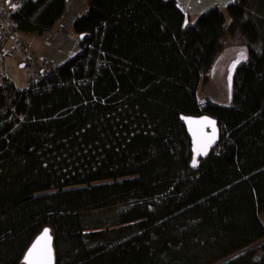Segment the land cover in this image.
Masks as SVG:
<instances>
[{
  "label": "trees",
  "instance_id": "16d2710c",
  "mask_svg": "<svg viewBox=\"0 0 264 264\" xmlns=\"http://www.w3.org/2000/svg\"><path fill=\"white\" fill-rule=\"evenodd\" d=\"M67 2L30 0L21 30L52 27ZM75 34L65 75L83 76L91 43L104 65L34 97L0 142V264H24L46 228L55 264H264V0L193 24L175 0H88ZM229 38L246 58L221 106L202 90ZM202 116L220 142L196 159L182 118Z\"/></svg>",
  "mask_w": 264,
  "mask_h": 264
},
{
  "label": "built area",
  "instance_id": "2783aa9c",
  "mask_svg": "<svg viewBox=\"0 0 264 264\" xmlns=\"http://www.w3.org/2000/svg\"><path fill=\"white\" fill-rule=\"evenodd\" d=\"M88 0H68L66 7L55 24L43 32L23 31L17 20L18 14L30 0H0V142L14 134L28 119L25 107H29L36 96L52 92L56 88L78 86L89 81L88 74H96L104 65L99 57L102 51L94 44L88 45V53L79 61L83 76H66L62 66L55 65L46 57L37 55L29 37L42 40L51 46L58 38L75 39V24ZM79 40V37H78ZM94 64L92 61L95 54ZM24 71L25 86L19 88L8 71L6 61ZM71 69L72 73H75Z\"/></svg>",
  "mask_w": 264,
  "mask_h": 264
},
{
  "label": "rangeland",
  "instance_id": "374dc122",
  "mask_svg": "<svg viewBox=\"0 0 264 264\" xmlns=\"http://www.w3.org/2000/svg\"><path fill=\"white\" fill-rule=\"evenodd\" d=\"M208 1L209 0H193L190 2L188 0H178V3L189 16L190 23L193 24L200 16L194 14L196 6H198L199 3H207ZM191 4H193V7H191ZM58 40L59 38L57 41H54L51 46H48L40 39L34 37H29L27 39L37 55L46 57L55 65L63 66L71 59V56L79 53V40L78 37H76V40L68 39L64 42ZM224 44V50L215 60L209 73V82L205 90H202V93L211 98L218 105L229 106L231 104L232 81L229 82L228 77L231 76L232 64L237 60L240 62L242 61L240 53L243 52L245 54V49L237 46L236 41L231 38L226 39ZM6 64L8 65V71L11 74L12 79L16 81L19 88H23L25 86L24 71L14 67V65H12L13 63L9 60L6 61ZM238 64H236V66ZM105 212V214H103L104 212L101 213L103 214L104 222L108 223L111 219L110 216L112 213H109L110 211ZM107 217H109V220L106 219ZM259 217L264 222V212H262ZM259 248L260 242L251 246L248 250L249 254H251L253 258L258 257Z\"/></svg>",
  "mask_w": 264,
  "mask_h": 264
},
{
  "label": "snow or ice",
  "instance_id": "6c2138e0",
  "mask_svg": "<svg viewBox=\"0 0 264 264\" xmlns=\"http://www.w3.org/2000/svg\"><path fill=\"white\" fill-rule=\"evenodd\" d=\"M240 58H246L244 53H240ZM240 61L237 60L232 64V69L234 70L236 64ZM229 82L231 81V76L228 77ZM190 131H192L194 141L197 143L196 153L207 154L208 146L214 141L216 135L215 121L208 120L205 118L202 121L187 120ZM199 125L198 129L192 128V125ZM210 126L212 128V135L208 136L204 132V127ZM196 166V161H193V167ZM53 249H52V237L50 235L49 229H44L43 234L33 243L30 249H28L26 256L24 257L25 264H53Z\"/></svg>",
  "mask_w": 264,
  "mask_h": 264
},
{
  "label": "water",
  "instance_id": "95a60500",
  "mask_svg": "<svg viewBox=\"0 0 264 264\" xmlns=\"http://www.w3.org/2000/svg\"><path fill=\"white\" fill-rule=\"evenodd\" d=\"M80 40H83V37H80ZM205 118H207L208 120H212V121H215V129H216V135H215V139L214 141L208 146L207 148V154L204 155V154H200V155H197L196 153V148H197V143L194 141V137H193V134H192V131H190L189 129V125L187 123V120H194V121H202L204 120ZM182 123L183 125L185 126L186 130H187V133H188V136L189 138L191 139V142H192V148H193V151L195 152V158L198 159V158H203V159H206L210 156L212 150L214 148H216L220 142V130H219V127H218V123L215 119L209 117V116H202V117H183L182 118ZM200 126L199 125H192V128L194 129H198ZM204 132L208 134V136H211L212 135V128L210 126H205L204 127ZM48 229V228H46ZM50 230V229H49ZM44 231V230H43ZM43 234V232L33 241V243H35V241ZM50 235L52 237V249H53V264H55V251H54V245H53V236L51 234V231H50ZM33 243L31 244V246L33 245ZM31 246L29 247V249L31 248ZM28 251V250H27ZM27 252L25 253V256H26ZM24 256V257H25ZM23 263L25 264V260L23 258Z\"/></svg>",
  "mask_w": 264,
  "mask_h": 264
},
{
  "label": "crops",
  "instance_id": "0c3cea01",
  "mask_svg": "<svg viewBox=\"0 0 264 264\" xmlns=\"http://www.w3.org/2000/svg\"><path fill=\"white\" fill-rule=\"evenodd\" d=\"M190 2H192L193 0H188ZM235 0H209L207 3H199L198 6H196V10L195 13L196 15H201L202 13H204L205 11L214 8V7H218L220 9H225L227 7V5H229L230 3L234 2ZM177 6L186 14V12L184 11V9L180 6V4L178 3V0H175ZM194 4V3H193ZM193 4H191V7H193ZM225 7V8H224ZM198 9V10H197ZM204 11V12H203ZM191 13V12H190ZM187 15V14H186ZM191 15V14H189ZM63 38H59V40H62ZM58 40V41H59ZM262 221V220H261ZM262 223L264 224V222L262 221ZM259 255L258 257L261 256V253L258 252Z\"/></svg>",
  "mask_w": 264,
  "mask_h": 264
}]
</instances>
